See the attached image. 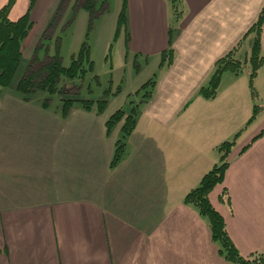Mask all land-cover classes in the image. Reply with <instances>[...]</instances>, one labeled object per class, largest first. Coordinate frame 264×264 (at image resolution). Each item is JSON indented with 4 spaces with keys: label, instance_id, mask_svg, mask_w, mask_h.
<instances>
[{
    "label": "crops",
    "instance_id": "1",
    "mask_svg": "<svg viewBox=\"0 0 264 264\" xmlns=\"http://www.w3.org/2000/svg\"><path fill=\"white\" fill-rule=\"evenodd\" d=\"M63 3L14 1L8 19L28 14L33 23L19 68ZM125 5L127 57L157 62L118 163L111 165L120 124L107 133L104 110L74 106L63 117L57 107L42 108L38 96L24 101L14 88L21 72L0 91V264H230L183 198L218 163L216 147L236 135L209 201L242 256L264 254V22L255 100L244 71L255 38L247 32L264 0H182L177 21L165 0ZM169 26L171 65L163 55ZM231 50L242 71L223 73L214 99L198 96ZM254 105L259 111L248 123Z\"/></svg>",
    "mask_w": 264,
    "mask_h": 264
},
{
    "label": "trees",
    "instance_id": "2",
    "mask_svg": "<svg viewBox=\"0 0 264 264\" xmlns=\"http://www.w3.org/2000/svg\"><path fill=\"white\" fill-rule=\"evenodd\" d=\"M15 0H8L7 4L0 9V91L12 85L14 76L18 72V67L21 61V45L27 37L33 23L30 21L28 14H25L16 21L8 19V13ZM35 0H30V6ZM74 9L79 8L86 10L90 15L94 12V6L98 0H74ZM173 11L174 20L177 21L182 13V0H165ZM105 1H102V6ZM125 0H122L120 12L116 20L115 35L124 28L125 23ZM51 18L48 26L45 28L42 37L32 53L31 59L14 84L15 91L22 97L24 101H28L35 93L45 94L41 102L42 108H49L53 102V96L57 95L56 106L63 117L67 115L69 110L79 104L83 109H95L100 113L104 110L105 100H82L63 95L64 91L57 89V84L63 76L68 79H73L84 71V64L92 68V62L89 61V48L84 42L76 56L71 59L69 66L62 65V58L57 50L50 54L48 52V44L52 39L53 24ZM264 22V7L262 8L256 22L250 27L247 33H254L255 38L248 57L250 67L249 86L253 100L256 95L252 86L254 77L262 63L260 55V34L262 24ZM175 30L169 26L168 28V50L163 55L167 57V65H171L172 61V38ZM59 41V38L57 39ZM57 41V42H58ZM55 42V45L57 44ZM127 43V38L125 44ZM162 55V56H163ZM235 51L231 50L223 57L215 62L214 70L205 86L198 89L197 95L205 100H212L217 94V89L220 82V77L225 72L238 74L244 68V62L235 59ZM163 63V57H162ZM96 78V77H95ZM154 80L146 81L141 87L134 92V95H139L142 91L152 89ZM149 93L143 94L142 97H149ZM138 109V108H137ZM137 109L130 110L129 114H124L123 110L115 111L105 122L106 132L108 133L114 126L120 125V137L115 143V150L111 165H115L120 161L125 153L127 139L133 132L136 124ZM259 111V107L254 105L251 117L248 120L250 123ZM237 135L229 141H224L216 147L219 154L218 163L212 166L200 179L198 185L191 189L183 198V203L196 210L199 216L205 219L210 233L211 241L217 246L219 256L230 264H264V254L255 252L248 256H242L232 242L225 222L222 216L213 208L209 201V194L212 190L222 184L226 170L229 166L228 156L232 147L235 144ZM221 201L229 204L227 192L223 190Z\"/></svg>",
    "mask_w": 264,
    "mask_h": 264
},
{
    "label": "rangeland",
    "instance_id": "3",
    "mask_svg": "<svg viewBox=\"0 0 264 264\" xmlns=\"http://www.w3.org/2000/svg\"><path fill=\"white\" fill-rule=\"evenodd\" d=\"M102 1H105L103 6ZM120 2L121 0H98L93 8V14L90 15L86 10L74 9L75 1L71 3V0H64V3L57 6L56 12L51 16L54 18L51 22L53 24L52 39L47 42L48 52L52 54L56 49L64 67L69 66L81 45L84 42L87 44L92 68L89 69L85 63L83 73L75 78L68 79L62 76L58 81L57 89L64 91L63 95L67 97L93 101L105 100L103 118H107L119 109L127 115L131 112L130 110L137 109L142 102L150 98V95L142 97L143 94H151L150 88L137 96L134 92L149 79L150 69L157 62L156 59L152 60V64L149 65L151 67H148L145 66V61L142 62L139 59L136 62L133 56L127 57L126 34L120 30L115 35V21ZM55 42H57L56 45ZM30 59L31 57L23 67H20L21 71L18 67L16 75L25 70ZM138 65L144 68L139 70ZM244 71H250V68L247 67ZM34 96L40 97L39 100L42 102L45 94L35 93ZM58 105L57 95H54L50 107Z\"/></svg>",
    "mask_w": 264,
    "mask_h": 264
}]
</instances>
